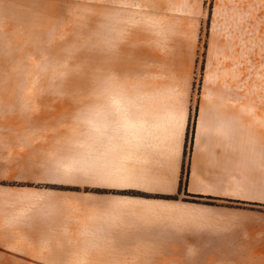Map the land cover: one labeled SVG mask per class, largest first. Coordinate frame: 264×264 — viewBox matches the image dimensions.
I'll list each match as a JSON object with an SVG mask.
<instances>
[{"label":"crops","instance_id":"1","mask_svg":"<svg viewBox=\"0 0 264 264\" xmlns=\"http://www.w3.org/2000/svg\"><path fill=\"white\" fill-rule=\"evenodd\" d=\"M100 13V57L130 47L134 93H84L65 122L5 101L0 264H264V0ZM17 34L0 26V50Z\"/></svg>","mask_w":264,"mask_h":264},{"label":"rangeland","instance_id":"2","mask_svg":"<svg viewBox=\"0 0 264 264\" xmlns=\"http://www.w3.org/2000/svg\"><path fill=\"white\" fill-rule=\"evenodd\" d=\"M107 12L105 6V23ZM100 14V0H0V26L18 33L0 50V77L7 79L0 81V121L20 120L21 110L4 103L25 95L42 101L33 112L44 121L65 122L84 93H134L130 47L123 50L121 40L118 51L116 43L107 51L105 43L100 57ZM161 88L147 77L136 81V93Z\"/></svg>","mask_w":264,"mask_h":264},{"label":"trees","instance_id":"3","mask_svg":"<svg viewBox=\"0 0 264 264\" xmlns=\"http://www.w3.org/2000/svg\"><path fill=\"white\" fill-rule=\"evenodd\" d=\"M198 198H201V196H197Z\"/></svg>","mask_w":264,"mask_h":264}]
</instances>
